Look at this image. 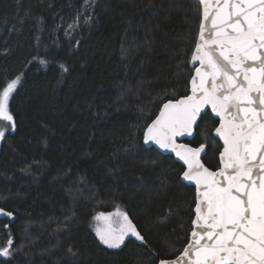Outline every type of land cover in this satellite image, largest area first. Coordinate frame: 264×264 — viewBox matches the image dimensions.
<instances>
[{
  "label": "trees",
  "instance_id": "1",
  "mask_svg": "<svg viewBox=\"0 0 264 264\" xmlns=\"http://www.w3.org/2000/svg\"><path fill=\"white\" fill-rule=\"evenodd\" d=\"M87 1L0 0V90L21 77L9 101L16 129L0 149V207L14 213L0 218V246L9 225L16 251L0 264H159L189 243L195 188L144 133L190 93L201 6ZM218 124L208 112L191 142L206 145L213 170ZM117 208L144 245L99 240L95 216Z\"/></svg>",
  "mask_w": 264,
  "mask_h": 264
},
{
  "label": "snow or ice",
  "instance_id": "2",
  "mask_svg": "<svg viewBox=\"0 0 264 264\" xmlns=\"http://www.w3.org/2000/svg\"><path fill=\"white\" fill-rule=\"evenodd\" d=\"M197 2L202 19L191 60L199 66L191 94L164 103L144 133L145 143L183 161L182 177L196 187L191 242L180 256L159 264H264V0ZM20 83L17 76L0 90V141L16 129L9 101ZM209 107L219 117L215 134L223 141L215 171L201 160L205 144L177 143L193 134ZM0 216L14 219L3 207ZM94 219L102 222L95 231L109 248H119L129 235L144 240L119 208ZM5 231L0 257H12L9 225Z\"/></svg>",
  "mask_w": 264,
  "mask_h": 264
},
{
  "label": "water",
  "instance_id": "3",
  "mask_svg": "<svg viewBox=\"0 0 264 264\" xmlns=\"http://www.w3.org/2000/svg\"><path fill=\"white\" fill-rule=\"evenodd\" d=\"M196 1H197V0H196ZM197 40H198V39H197ZM198 66H199L198 62H197V63H193L192 60H191V67L194 68V74H193V76L195 75V68L198 67ZM190 94H191V82H190V93H189V95H190ZM208 112H210V113L212 114V116H213L216 120H218V122H219V117H217V116L215 115V113H213V112L211 111V108H210V107H209V108H206V109L204 110V112L201 114V117L198 119L197 126L195 127V129H194V131H193V134H192L191 136H184V137H180V138H178L177 143H184V144H188V145H190V146H192V147H195V146L191 145V142H193V140L195 139V137H196V135H197V128H198V126H199V124H200V122H201L202 117H203L205 114H207ZM218 126H219V124H218ZM214 135H215V137L221 142V144H222V146H223V141H222V139H220L218 136H216L215 133H214ZM144 144H145V146H146L147 148H155L158 152H160V153L163 154V155L174 157L175 160H176L178 163H180V164L184 167V171L186 170V165H184L183 161H181V160L175 155L174 152H172V151H170V150L161 149V148H160L158 145H156L154 142H148V143H145V142H144ZM206 153H207V149H206V147H205V152L201 154V160H202V162H203L204 164H205V162H204L203 159H204ZM205 166L208 167L206 164H205ZM208 168H209V167H208ZM210 169H211V168H210ZM211 170H213V169H211ZM213 171H215V170H213ZM182 182L185 183V184H187L188 186L194 187V188H195V192H196V187H195L194 183L184 180L183 177H182ZM194 209H195V208H194ZM0 218H2V219L4 218V219H7V220H12V219H10V218H8V217H3V216H0ZM194 219H195V212H194ZM193 221H194V220H193ZM193 227H194V225H193V223H192V230H193ZM191 232H192V231H191ZM129 236H130V237H134V236H131V235H129ZM134 238H135L140 244H142V245L145 244V240L141 241V240H138L136 237H134ZM190 242H191V234H190L189 243H190ZM180 255H181V254H180ZM180 255H179V256H180ZM177 257H178V256H177ZM174 259H175V258H174ZM171 260H172V259H171Z\"/></svg>",
  "mask_w": 264,
  "mask_h": 264
},
{
  "label": "rangeland",
  "instance_id": "4",
  "mask_svg": "<svg viewBox=\"0 0 264 264\" xmlns=\"http://www.w3.org/2000/svg\"><path fill=\"white\" fill-rule=\"evenodd\" d=\"M87 2L90 3L91 0H88ZM1 143H2V141H0V149H1ZM115 211H116V210H115ZM115 211H112V212H115ZM121 211H122V210H121ZM98 224L102 225V222L95 220V223H94V230L96 229V227H97ZM95 232H96V231H95ZM128 238H130V236L126 237L125 241H126ZM124 243H125V242H124ZM124 243H123V244H124ZM123 244H122V245H123ZM104 245H105V244H104ZM122 245H121V246H122ZM106 246H107V245H106ZM121 246H120V247H121Z\"/></svg>",
  "mask_w": 264,
  "mask_h": 264
}]
</instances>
